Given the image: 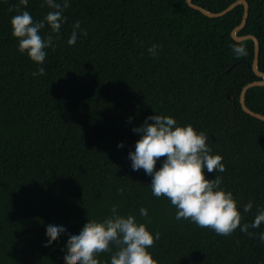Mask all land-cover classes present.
<instances>
[{
  "label": "trees",
  "instance_id": "obj_1",
  "mask_svg": "<svg viewBox=\"0 0 264 264\" xmlns=\"http://www.w3.org/2000/svg\"><path fill=\"white\" fill-rule=\"evenodd\" d=\"M190 1L219 12L236 0ZM244 1L248 14L236 35L258 40L264 73V0ZM43 3L0 0V264H64L69 236L88 220L109 217L113 205L153 237L160 233L147 249L158 264H264V223L249 229L253 236L239 227L221 236L176 220L177 209L152 195V177L133 171L128 158L140 139L132 129L149 116H169L204 132L210 154L222 157L225 171L204 175L222 178L220 190L232 193L241 226L264 209V121L239 103L241 88L261 78L251 67L253 41L231 37L243 5L210 18L186 0H70L54 50L37 65L18 51L10 21L17 8L43 20L50 11ZM77 20L87 36L78 33L69 46ZM153 44L161 46L155 59L147 51ZM234 45L247 56L237 59ZM38 67L45 75L34 77ZM244 104L264 115V85L248 88ZM49 225L66 232L46 247ZM112 254L96 258L110 264Z\"/></svg>",
  "mask_w": 264,
  "mask_h": 264
},
{
  "label": "clouds",
  "instance_id": "obj_2",
  "mask_svg": "<svg viewBox=\"0 0 264 264\" xmlns=\"http://www.w3.org/2000/svg\"><path fill=\"white\" fill-rule=\"evenodd\" d=\"M19 2L26 6L29 0ZM44 6L50 11L41 21H34L28 11H20L19 8L16 9L18 14L10 21L11 34L18 41V51L26 53L37 65L43 64L46 49L52 47L54 50L53 41L60 38L61 26L67 21L64 11L70 7V0H44L41 7ZM46 26L49 31L42 36L41 31ZM78 33L87 36V30L81 29L79 20L72 25L67 41L69 46L76 44ZM160 47L153 44L147 51L155 59ZM232 51L237 59L247 56L243 45H234ZM32 75H45L44 67H38ZM132 131L138 133L140 139L135 144V151L128 154L131 168L133 171L143 169L152 177V195L156 198L163 196L170 201L177 209L176 220H188L221 236L231 235L238 227L241 232L253 236L249 229H257L264 223V209H258L253 223L241 226L242 217L232 193L220 190L222 178H205V169L208 173H223L225 167L220 155L210 154L211 148L204 132L198 133L191 125L178 126L173 118L157 114L147 117L143 125ZM161 158H164L162 165L156 170L157 161ZM122 192L123 189H118V193ZM252 208L249 202L243 211L248 213ZM111 213L103 221L88 220L79 234L69 236L64 264H102L96 257L106 252L113 253L110 264H158L147 249L159 240L160 233L153 237L145 224H138L133 215H119L116 205L112 206ZM139 213L147 217L146 209L140 208ZM65 232L62 226H47L45 246H50ZM259 239L264 243V232L260 233Z\"/></svg>",
  "mask_w": 264,
  "mask_h": 264
},
{
  "label": "water",
  "instance_id": "obj_3",
  "mask_svg": "<svg viewBox=\"0 0 264 264\" xmlns=\"http://www.w3.org/2000/svg\"><path fill=\"white\" fill-rule=\"evenodd\" d=\"M187 4L196 9L199 10L202 14H204L207 17L210 18H216V17H220L223 16L224 14H226L230 9H232L234 6H236L237 4H242L243 5V14H242V18L240 23L231 31V37L235 40V41H243V40H247L250 39L253 41V60L251 63V67L255 73L256 76L260 77V80L257 81H251L247 84H245L241 90H240V94H239V103L240 106L242 108V110L249 114L250 116L257 118L259 120L264 121V115L260 114V113H256L253 112L251 110H249L245 104H244V93L245 91L253 86H260V85H264V73L260 72L257 69V62H258V40L253 36V35H236V32H238L239 30H241L246 22V18H247V14H248V7H247V3L244 0H236L233 3L229 4L226 8H224L223 10L219 11V12H209L205 9H203L202 7L195 5L193 3H191L190 0H186ZM231 67H229L227 70H229ZM226 97L228 99H230V97L226 94Z\"/></svg>",
  "mask_w": 264,
  "mask_h": 264
}]
</instances>
